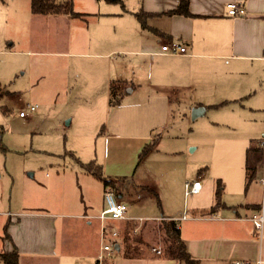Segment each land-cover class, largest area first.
I'll return each mask as SVG.
<instances>
[{"label":"crops","instance_id":"obj_1","mask_svg":"<svg viewBox=\"0 0 264 264\" xmlns=\"http://www.w3.org/2000/svg\"><path fill=\"white\" fill-rule=\"evenodd\" d=\"M181 1L72 0L73 11L80 16L34 14L26 0L0 2V15L5 9L15 28L9 46L17 43L21 52L61 57L49 62L60 71L53 76L55 92L70 98L69 124L74 117L78 120L72 141L65 146L78 167L45 172L40 183L27 184L14 209H0V253L15 248L17 264H97L102 228L108 225L118 236L115 252L106 255L102 264H183L155 253L159 246L148 247L141 236L148 222L174 220L197 264H231L264 254V242H259L248 219L262 200L258 178L264 155L262 148V155L255 148L264 135V0H186L188 15L171 13ZM230 2L244 7L245 14H228ZM139 11L145 14V26L136 16ZM171 42L185 51L163 52L161 46ZM38 63L41 74L46 64ZM112 84L121 95L113 106L109 104ZM189 112L192 120L208 115L202 124L206 142L211 148L221 146L220 160L234 163H224L232 169L201 172L209 187L202 192V184L197 193L186 194L184 184L200 174L192 179L185 170L179 186L192 200L182 207L173 199L164 210L158 193L169 197L177 190L176 172L166 174L168 178L153 174L155 179L134 177L135 172L130 177L109 173V152L119 156L118 146L128 132L140 161L160 148L159 132L167 128L171 116ZM150 142L153 147L140 157ZM91 160L101 165L106 183L80 166ZM247 164L252 173L248 182ZM160 177L165 181L163 189L154 183L161 182ZM217 181L220 204L203 214L202 209L215 204ZM105 186L125 204L126 219L99 218ZM139 190L156 197L159 211L150 205V215H136L132 205L143 204L134 192ZM127 225H138L136 236ZM133 237L138 244L130 243Z\"/></svg>","mask_w":264,"mask_h":264},{"label":"rangeland","instance_id":"obj_2","mask_svg":"<svg viewBox=\"0 0 264 264\" xmlns=\"http://www.w3.org/2000/svg\"><path fill=\"white\" fill-rule=\"evenodd\" d=\"M26 1L29 2V0ZM3 12L0 15V94L2 95L0 97V127L2 129L0 209L8 210L14 209L20 203L19 199L26 191L27 184L40 183L45 172L56 168L78 167L77 160L67 154L69 151L65 147L67 141H72L71 136L78 128V120L74 117L73 122L69 124L70 98L66 100L62 93L55 92L57 89L53 76H59L60 71L52 67L49 62L58 61L61 57H58V54L37 56L21 52V47L17 43L9 46L11 39L13 40L15 28L6 18L5 9ZM38 62L46 64L41 74L37 73L41 69ZM134 101H137L135 97ZM27 105H36V111H27ZM3 106L9 108V111H5ZM19 110L27 111L26 116H19ZM135 110L138 108H134L133 111ZM207 121L208 115L192 120L190 112L186 115L174 114L169 119L167 128L159 132L162 137L160 148L158 146V150L143 156L140 161L138 154L134 151L135 148L137 149L135 141L127 139L128 132H125V139L118 146L119 156L114 157L109 152L110 157L107 161L109 173L126 174L130 177L135 172L134 177L140 174L143 178L155 179L153 174L163 173L164 178H168L166 174L176 172V181L167 180L174 181L173 185L175 183L177 190L169 197L165 192L161 194L157 192L160 206L165 210V206L176 199L182 207H185L187 201L192 200L191 195L188 197L183 195L179 186L185 170L189 175H193V179L197 173L200 174L209 169L214 171L232 169V167L225 168L224 163H234V161L220 160L221 146L211 148L206 142L202 124ZM99 130L100 128L95 133ZM68 132H71L70 135ZM94 137L96 138V135ZM96 145L98 144H94V147ZM226 153L233 152L227 148ZM74 154L79 158L76 153ZM60 155H67V157L60 158ZM231 157L235 159L233 154ZM197 177L200 184H203L202 192L205 188L208 189L209 183L203 174ZM160 180L161 182L154 183L163 189L162 184L165 186V181L161 177ZM134 192L136 197L139 196L143 201L141 205H132L136 215H150L151 206L159 211L156 197L151 192L145 190ZM141 234L149 242L148 247L157 245L163 254L164 236L159 223H146L141 229ZM135 240L137 238H131L130 243L135 244Z\"/></svg>","mask_w":264,"mask_h":264},{"label":"trees","instance_id":"obj_3","mask_svg":"<svg viewBox=\"0 0 264 264\" xmlns=\"http://www.w3.org/2000/svg\"><path fill=\"white\" fill-rule=\"evenodd\" d=\"M4 1V0H1ZM30 1V9L31 12L34 14H68L71 16H80L79 13L73 11L72 8V0H29ZM108 2H116V3H121L122 0H106ZM171 13H180V14H189V11L187 9V1L182 0L179 3V6L173 10ZM144 13L142 12H137L136 16L139 19L141 25H144ZM116 87L112 84L110 86V98H109V104L111 106L116 105L120 102L121 100V95L117 93V90L115 89ZM0 97L2 95L0 94ZM3 109L5 111H9V108H6L3 106ZM1 132L2 129L0 127V140H1ZM153 142L147 143L143 146L141 150L140 157H142L144 154H146L152 147H153ZM0 148L1 147V142H0ZM251 147L247 148V154L250 152ZM260 155H262V149L259 146L258 148H255ZM80 166L90 174L94 175L95 177L101 179L102 181L106 183L107 181L104 179L102 175V168L101 165L97 164L95 161L91 160L89 162H82L80 163ZM246 179L247 182L251 179L252 173L249 172L250 168L249 165H246ZM112 182V181H108ZM221 183L217 181V186H216V192H215V197L216 201L215 204L210 207L208 210L202 209L201 212L203 214H208L209 212H212L219 204H220V194H221ZM160 225V230L163 233L164 239H163V255L172 260H178L182 261L185 264H197V260L193 258L184 243V241L181 239L180 236V230L179 227L176 226V222L174 220H163L162 222L159 223ZM128 227L126 229H129L130 225H127ZM128 230V231H129ZM128 233V232H127ZM162 244V245H163ZM0 261L1 264H17V251L15 248H13L9 252H2L0 253Z\"/></svg>","mask_w":264,"mask_h":264},{"label":"built area","instance_id":"obj_4","mask_svg":"<svg viewBox=\"0 0 264 264\" xmlns=\"http://www.w3.org/2000/svg\"><path fill=\"white\" fill-rule=\"evenodd\" d=\"M227 13L230 15H243L245 14L246 10L244 7L230 2L226 5ZM161 50L163 52H171V53H183L185 51V47L181 46L177 43L171 42V43H165L161 46ZM36 105H27V111L33 112L36 109ZM27 111L20 110L18 112L19 116H25L27 114ZM260 147L263 149V155H264V135L263 138L260 140ZM259 182L262 184V200L260 203V206L257 211H255L251 216L248 218L258 231V239L259 242H264V168L262 174L258 178ZM185 193H197L200 190L201 184L199 180H194L192 182H185ZM103 200H104V207L101 210L99 214V218L104 221L105 219L110 220H124L126 219V206L120 200L115 192L105 186L103 189ZM185 217V216H183ZM138 221H141V219H138ZM138 229V225L131 228L130 233L135 235ZM107 236H110L112 240L110 242L106 241ZM118 236V231L115 228H110V226L103 225L102 228V237L103 242L100 245L99 252L97 254V264H102L104 257L106 255L113 254L114 251V240ZM155 250V249H153ZM155 253H161V251L155 250ZM231 264H264V254L260 253L258 254L257 258L255 260H248V259H241V260H234L231 262Z\"/></svg>","mask_w":264,"mask_h":264},{"label":"water","instance_id":"obj_5","mask_svg":"<svg viewBox=\"0 0 264 264\" xmlns=\"http://www.w3.org/2000/svg\"><path fill=\"white\" fill-rule=\"evenodd\" d=\"M117 247V246H116Z\"/></svg>","mask_w":264,"mask_h":264}]
</instances>
